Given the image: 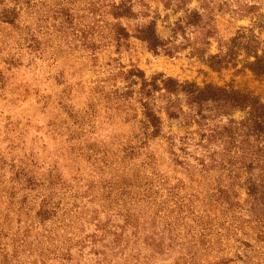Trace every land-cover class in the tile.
Instances as JSON below:
<instances>
[{
    "label": "trees",
    "instance_id": "trees-1",
    "mask_svg": "<svg viewBox=\"0 0 264 264\" xmlns=\"http://www.w3.org/2000/svg\"><path fill=\"white\" fill-rule=\"evenodd\" d=\"M142 1L0 0V26L18 31L29 50L44 53L47 48L39 46L48 44L59 53L83 51L93 66L97 52L109 45L116 54L125 51L131 37L149 52L169 57L189 46L184 35L188 28H203L199 35L207 46L217 39L212 0H203L193 10L187 1L175 0V10L184 17L170 28L167 41L158 36L157 17ZM140 5L145 12L136 11ZM256 10L248 4L237 12L248 15ZM139 13L150 20L132 35L122 21ZM177 32L183 41L175 46ZM226 44L227 52L237 49L252 58L247 68L264 76V41L252 29L238 31ZM229 57L219 46L209 61L223 67ZM107 77L124 84L113 91L115 105L126 104L134 112L128 115L132 120L137 109L143 117L145 138L141 145L121 147L122 158L132 164L149 139L165 137L170 161L187 180L154 170L146 175L143 166L154 165L147 158L129 170L110 169L109 159H114L105 150L94 149L88 156L93 158V171L84 178L73 177L72 183L54 163L44 181H26L39 199L33 213H26L24 220L18 213L15 221H0V264H68L73 249L79 257H91L92 264H262L264 103L250 94L212 85L199 88L161 74L146 79L136 67L123 70L120 65ZM132 99L138 108L130 104ZM236 114L241 116L236 119ZM68 115L77 128L84 126ZM165 121L184 129V134L164 133ZM73 140L78 139L69 138ZM97 172L109 177L101 187Z\"/></svg>",
    "mask_w": 264,
    "mask_h": 264
},
{
    "label": "rangeland",
    "instance_id": "rangeland-1",
    "mask_svg": "<svg viewBox=\"0 0 264 264\" xmlns=\"http://www.w3.org/2000/svg\"><path fill=\"white\" fill-rule=\"evenodd\" d=\"M185 1L186 6L193 10L198 9L203 0ZM210 2L214 8L219 42L215 38L210 39L207 46L199 35L203 28H188L184 35L190 39L189 46L173 57L149 52L139 40L131 37L125 51L116 54L113 46L109 45L97 52L93 66V61L90 62L83 51L59 53L55 45L49 49L48 44L39 46L47 48L44 53L29 50L18 31L0 26V221L8 218L15 221L18 213L24 220L26 213H33L39 199L35 200L36 192L34 188L27 187L26 181L30 178L44 181L47 170L54 163L70 183L73 177H87L93 171V158L88 159V156L93 155L94 149L105 150L114 159H109L112 162L110 169L124 167L129 170L135 168L134 165L140 166L147 158L154 165L151 168L143 166L146 175L151 176L154 170L187 180V174L170 161L165 137L149 139L147 145L139 149L141 155L132 164L122 158L121 147L125 144L141 145L145 136L140 123L143 120L140 109L135 112L136 119L132 120L128 115L134 116V112L126 104L115 105L113 91L124 84L118 78L113 80L109 77L108 80L107 72H116L120 65L123 70L136 67L146 79L161 74L164 78L199 88L212 85L226 92L250 94L264 103V76L247 68L246 63L252 58L237 49L227 52L226 44L242 29H252L264 41V0ZM142 4L149 6L151 16L156 15L158 36L164 41L169 40L170 28L184 17L180 9L175 10V0H143ZM248 4L255 5L257 10L240 15L237 9ZM136 11L145 12V6H137ZM141 14L122 21L132 35L137 27L150 20ZM44 40L45 37L42 42ZM52 40L57 43L54 38ZM182 41L181 33L177 32L175 46ZM219 46L230 57L223 67L211 66L209 55L217 54ZM178 98L184 103L182 95ZM130 104L139 107L134 99ZM69 112L84 124L82 128L72 124ZM240 116L236 114L235 118ZM163 131L184 134V129L166 121ZM70 137L78 140L71 142ZM77 169L79 172L75 173ZM142 169L139 168V172ZM108 178L105 173H98L95 177L100 187L107 183ZM82 183L84 181L79 183V187ZM72 254L68 264H92L91 257H79L75 249Z\"/></svg>",
    "mask_w": 264,
    "mask_h": 264
}]
</instances>
